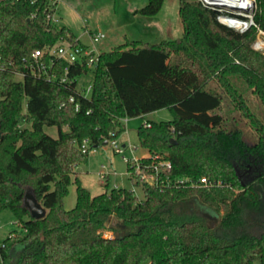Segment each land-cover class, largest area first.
Here are the masks:
<instances>
[{
  "label": "trees",
  "instance_id": "trees-1",
  "mask_svg": "<svg viewBox=\"0 0 264 264\" xmlns=\"http://www.w3.org/2000/svg\"><path fill=\"white\" fill-rule=\"evenodd\" d=\"M163 1L147 0L133 13L155 15ZM256 2L254 21L264 30V0ZM55 5L0 0V55L22 69V58L35 49L46 52L60 39L82 44L67 26L46 22ZM179 14L180 38L129 39L101 51L87 96L75 79L90 71L85 62L54 58L52 81H17L12 69L0 71V211L10 209L21 227L2 240L0 264H264V53L251 47L255 28L234 31L197 0H181ZM63 75L66 81L59 83ZM212 79L233 101L229 112L239 109L255 129L253 142L243 138L240 126H226L228 113L220 109L227 96ZM251 93L259 113L251 108ZM161 108L169 110V120H146L137 128L141 148L171 164L160 179L205 176L218 184L160 189L136 181L127 165L142 199L121 187L90 195L75 178V205L64 208L72 165L117 138L124 118ZM24 118L31 133L19 127ZM44 126H56L57 137L43 132ZM249 166L259 171L241 178L238 168ZM27 187L45 207L44 217H31L23 205ZM198 204L212 209L213 220Z\"/></svg>",
  "mask_w": 264,
  "mask_h": 264
},
{
  "label": "rangeland",
  "instance_id": "rangeland-1",
  "mask_svg": "<svg viewBox=\"0 0 264 264\" xmlns=\"http://www.w3.org/2000/svg\"><path fill=\"white\" fill-rule=\"evenodd\" d=\"M146 2L147 0H57L53 13V23L58 27L64 25L70 28L74 34L80 37L82 43H90V36L98 31L103 32L105 37L94 44L98 52L110 50L129 39L159 43L180 38L184 29V24L179 14L181 0H164L160 10L155 15L143 16L133 13L135 8L145 5ZM257 51L264 53V49ZM92 77V69L78 76L76 88L86 91ZM210 83L220 93L227 96L220 109L221 112L228 113L226 126H240L243 130V138L248 142H253L256 137V131L250 126L248 119L239 109L230 110L229 112L233 101L230 100L228 94L215 79H212ZM87 94L89 93L87 92ZM249 97L252 103L251 108L256 113H259L261 109L259 102L252 93L249 94ZM26 100L27 98L22 103L23 113L26 112ZM170 118L171 114L167 108H161L143 116L127 118L123 121L125 130L115 138L116 142L118 145H134L136 147L134 155L139 156L143 152L137 135L139 125L146 120L158 122L169 120ZM19 127L26 134L31 133V123L25 118L19 122ZM62 128L66 129V126ZM43 132L53 138L57 137L58 133L56 126H44ZM19 145L20 142L16 144V146ZM36 153H39V151H35V155ZM123 154L128 157L131 156L128 149ZM102 165L105 166L104 169L101 168ZM74 167L80 184L89 191L90 195L98 194L116 186L134 190L139 199L143 198L140 186H133L127 175V164L122 159V155L114 152L110 142L94 148L82 161L72 165V173ZM25 171L21 169L20 173L25 174ZM100 171L106 173L103 179L99 176ZM237 171L241 178L246 179L251 173L259 171V169L249 166L246 170L238 168ZM72 173L67 193L62 200L66 209H71L75 205L76 200L75 178ZM102 180L103 183H101ZM198 208L202 214L209 216L212 220L215 217L209 207L198 204ZM13 230L21 231V227L15 221L11 210L4 208L0 211V242ZM102 233L105 237L113 236V232L108 230H103Z\"/></svg>",
  "mask_w": 264,
  "mask_h": 264
},
{
  "label": "built area",
  "instance_id": "built-area-1",
  "mask_svg": "<svg viewBox=\"0 0 264 264\" xmlns=\"http://www.w3.org/2000/svg\"><path fill=\"white\" fill-rule=\"evenodd\" d=\"M35 0H32V3ZM51 4L56 3L57 0H49ZM201 5L208 7L216 12V20L239 33H244L251 28H255V37L251 43V47L255 50L264 49V30H262L254 21V15L257 10L256 0H197ZM49 8L45 20L46 22H53V13L55 8L50 12ZM31 16H34L32 14ZM105 34L101 31L95 32L90 36V43L73 44L66 39H60L46 52L41 49H35L30 53L29 58H22V69L17 68L13 58H4L0 55V71L12 69L13 75L17 81H22L26 76L41 79L44 81H52L56 79L55 72L51 71L52 66L55 65L54 58L66 61L68 64L75 62H85L90 69H93L100 52L97 51L94 44L99 42ZM79 39V38H78ZM80 40V39H79ZM46 55V56H45ZM27 59V60H26ZM64 73H67V67L64 69ZM76 85H77V78ZM59 83L66 81V76L63 75L57 78ZM73 81L71 79L69 82ZM77 89V88H76ZM78 90V89H77ZM90 84L86 88V91H80L81 94L87 96L89 93ZM69 101H74V96L69 97ZM75 109H78V104L75 105ZM127 118H124L126 120ZM112 145L114 152L121 154L122 159L126 164L134 169L133 178L139 183H145L148 185H155L160 187H168L171 184L174 185H189V186H207L212 184H218V182H210L205 176L199 177L198 179H192L189 177L175 178L174 180L164 178L160 179V174L167 172L171 168L170 162L158 154H150L147 151L140 153L139 156L134 155L136 147L134 145H118L115 138L109 141ZM88 140L83 139L80 145L81 151L87 150ZM128 149L131 156H125L123 153ZM91 150H94L91 149ZM88 150L89 152L91 151ZM144 152V151H143ZM141 158H149L151 161L148 164H141ZM105 168L104 165L101 166ZM127 175H131V170L128 169ZM106 173L100 171L99 176L101 179L104 178ZM103 183V180L101 181ZM104 185V184H102ZM116 187V186H114ZM134 191V190H132ZM2 241L0 246H2Z\"/></svg>",
  "mask_w": 264,
  "mask_h": 264
},
{
  "label": "water",
  "instance_id": "water-1",
  "mask_svg": "<svg viewBox=\"0 0 264 264\" xmlns=\"http://www.w3.org/2000/svg\"><path fill=\"white\" fill-rule=\"evenodd\" d=\"M171 140L174 141L173 138ZM106 143L107 140L103 141V144ZM23 205L27 208L31 217L42 218L46 214L45 207L38 201L31 187H27L23 193Z\"/></svg>",
  "mask_w": 264,
  "mask_h": 264
},
{
  "label": "crops",
  "instance_id": "crops-1",
  "mask_svg": "<svg viewBox=\"0 0 264 264\" xmlns=\"http://www.w3.org/2000/svg\"><path fill=\"white\" fill-rule=\"evenodd\" d=\"M78 38L80 39V37L78 36ZM144 152H142V153H145L146 151L145 150H143ZM72 176H74V178H78V175H77V172L75 171V167H74V171H73V173H72Z\"/></svg>",
  "mask_w": 264,
  "mask_h": 264
}]
</instances>
